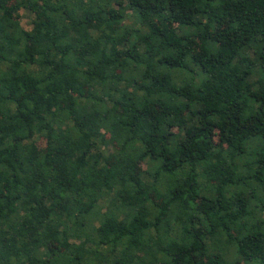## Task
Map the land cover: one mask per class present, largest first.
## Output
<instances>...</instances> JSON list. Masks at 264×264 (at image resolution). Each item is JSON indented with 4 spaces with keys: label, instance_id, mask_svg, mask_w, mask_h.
<instances>
[{
    "label": "trees",
    "instance_id": "16d2710c",
    "mask_svg": "<svg viewBox=\"0 0 264 264\" xmlns=\"http://www.w3.org/2000/svg\"><path fill=\"white\" fill-rule=\"evenodd\" d=\"M239 263L264 264V0H0V264Z\"/></svg>",
    "mask_w": 264,
    "mask_h": 264
},
{
    "label": "rangeland",
    "instance_id": "374dc122",
    "mask_svg": "<svg viewBox=\"0 0 264 264\" xmlns=\"http://www.w3.org/2000/svg\"><path fill=\"white\" fill-rule=\"evenodd\" d=\"M20 12L23 13L22 10H21ZM22 20H23V24H24V25H28V23H26L27 20H28V18L24 17ZM38 145H39L40 147L42 146L43 149H44V148H45V141H44V139H39V140H38ZM239 264H240V263H239Z\"/></svg>",
    "mask_w": 264,
    "mask_h": 264
}]
</instances>
